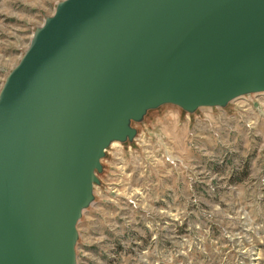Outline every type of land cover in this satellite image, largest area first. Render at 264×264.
Returning <instances> with one entry per match:
<instances>
[{
  "label": "water",
  "instance_id": "95a60500",
  "mask_svg": "<svg viewBox=\"0 0 264 264\" xmlns=\"http://www.w3.org/2000/svg\"><path fill=\"white\" fill-rule=\"evenodd\" d=\"M264 91V0H61L0 87V264H77L101 159L149 109Z\"/></svg>",
  "mask_w": 264,
  "mask_h": 264
},
{
  "label": "rangeland",
  "instance_id": "374dc122",
  "mask_svg": "<svg viewBox=\"0 0 264 264\" xmlns=\"http://www.w3.org/2000/svg\"><path fill=\"white\" fill-rule=\"evenodd\" d=\"M61 0H0V87ZM101 159L77 264H264V91L149 109Z\"/></svg>",
  "mask_w": 264,
  "mask_h": 264
}]
</instances>
